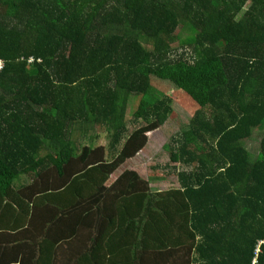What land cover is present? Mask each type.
Wrapping results in <instances>:
<instances>
[{"label": "trees", "instance_id": "obj_1", "mask_svg": "<svg viewBox=\"0 0 264 264\" xmlns=\"http://www.w3.org/2000/svg\"><path fill=\"white\" fill-rule=\"evenodd\" d=\"M0 59V250L34 249L17 264H264V132L254 160L239 144L264 127V0H0ZM173 104L179 188L113 179Z\"/></svg>", "mask_w": 264, "mask_h": 264}, {"label": "rangeland", "instance_id": "obj_2", "mask_svg": "<svg viewBox=\"0 0 264 264\" xmlns=\"http://www.w3.org/2000/svg\"><path fill=\"white\" fill-rule=\"evenodd\" d=\"M248 5L249 4L246 5L244 13ZM192 36L193 32H191L188 27L183 24L179 26L172 44L171 58L175 60L183 55L186 59L190 60V48L184 45L183 41ZM134 102L135 100H133V109L135 108ZM173 109L175 115L172 118L169 117L158 130L148 134L149 142L144 150L139 152L134 158L125 160L122 165L117 168L114 175H119L128 170L135 172L148 181L154 191L156 190L158 192L179 187L177 185L176 175L178 173L191 172L192 166L178 163L175 165V163L171 162L170 156L171 152L174 151L176 147L174 139L177 138L178 133L187 129L189 117L175 104H173ZM139 124H136V122L131 123L129 129L132 131L133 128H137ZM263 132L264 127L263 130H254L250 138L240 142V145L247 149L251 160L256 158L259 141ZM78 135V132H74L73 137L76 138ZM90 135L96 136V142L98 144L107 147L108 136L104 128L97 127L93 132H90ZM13 184H15V182Z\"/></svg>", "mask_w": 264, "mask_h": 264}, {"label": "crops", "instance_id": "obj_3", "mask_svg": "<svg viewBox=\"0 0 264 264\" xmlns=\"http://www.w3.org/2000/svg\"><path fill=\"white\" fill-rule=\"evenodd\" d=\"M240 142H239V144H240ZM259 144H260V141H259ZM246 151H247V149H246ZM258 151H259V146H258ZM257 154H258V152H257ZM119 175H114L113 179H115ZM113 179H111L110 182H113L114 181ZM110 182L108 183V186L111 185ZM25 183H26V180L20 178L19 181L14 186L15 190H17L21 185H23ZM177 188H179V187H177ZM23 237H24V239L20 238V237L13 239V237H10L12 244L10 242H7V245H5L6 248H8L9 250L7 249L6 251H4L3 249H1L2 251H4V254H1L0 258L5 259V261H4L5 263L15 264L13 262H16V264H17L21 259H23L24 257H27V254H29L30 252H33L34 249H32V245H31L32 239L29 237V235H26L25 233H23ZM78 239H79V241L76 245L79 247L83 246V245L85 246L86 245L85 241H88V240L90 241V238H88L86 236L85 237L84 236L79 237ZM82 239H84V240H82ZM89 245H90V243H89ZM74 246H75V244H74ZM1 250H0V253L2 252ZM71 255L72 254L69 253V257H71ZM72 263L73 262H70V264H72ZM74 264H76V262H74Z\"/></svg>", "mask_w": 264, "mask_h": 264}, {"label": "built area", "instance_id": "obj_4", "mask_svg": "<svg viewBox=\"0 0 264 264\" xmlns=\"http://www.w3.org/2000/svg\"><path fill=\"white\" fill-rule=\"evenodd\" d=\"M31 61V60H30ZM2 67H3V61L0 59V70L2 69ZM262 242L260 241L259 243H258V245H260ZM259 247V246H258ZM258 247L256 248V251L257 250H259L258 249Z\"/></svg>", "mask_w": 264, "mask_h": 264}]
</instances>
